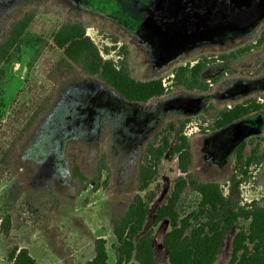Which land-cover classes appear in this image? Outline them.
Masks as SVG:
<instances>
[{
  "label": "rangeland",
  "instance_id": "374dc122",
  "mask_svg": "<svg viewBox=\"0 0 264 264\" xmlns=\"http://www.w3.org/2000/svg\"><path fill=\"white\" fill-rule=\"evenodd\" d=\"M30 13V25L1 65L0 223L8 214L11 226L7 236L0 227V264H11L7 254L15 246L26 248L38 264H85L99 237L106 241L108 263L114 264L110 220L122 215L136 194L143 146L171 121L190 120L185 132L196 179L219 183L230 200L264 209V164L231 192L226 185L241 142L245 156L257 138H263L264 150V111L221 130L199 131L200 125L207 128L215 110L249 97L264 98V43L236 63L242 76H226L207 93L177 89L147 103H129L81 72L48 79L61 58L51 38L69 21L85 27L105 59H116L113 42L117 48L126 45L134 79H162L167 85L177 66L256 40L264 29V0H0V41L12 22ZM219 72L211 68L204 77L211 80ZM210 103L215 110L202 116ZM102 151L107 153L106 188L89 187L78 194L69 156L79 157L81 171L93 179ZM178 175L175 160L166 154L148 188L155 198L141 235L152 228ZM198 202L189 193L184 214L196 210ZM246 226L239 221L225 233L212 264H228L232 237ZM168 230V222L152 229L157 264H169L161 245Z\"/></svg>",
  "mask_w": 264,
  "mask_h": 264
},
{
  "label": "trees",
  "instance_id": "16d2710c",
  "mask_svg": "<svg viewBox=\"0 0 264 264\" xmlns=\"http://www.w3.org/2000/svg\"><path fill=\"white\" fill-rule=\"evenodd\" d=\"M33 19L26 14L12 22L0 41V80L1 65L7 61L10 52L20 41ZM52 45L61 52L48 76L49 80L70 77L77 72L97 78L105 86L115 91L129 103H147L154 98L163 97L172 90L207 93L210 88L226 76H242L236 63L258 51L264 43V29L256 40L244 43L228 51L201 55L194 62L173 69L166 85L162 79L139 81L132 77L127 64L129 50L126 45L112 51L116 59H105L97 46L86 34L85 27L78 21L62 24L51 38ZM109 54V50H104ZM220 69L211 80L204 75L211 69ZM215 110L208 104L202 116ZM264 111V98L254 96L240 103L214 111L210 124L199 131L214 132L221 130L251 114ZM189 119L169 122L158 130L143 146L137 159L136 194L126 206L122 215L110 220L111 233L115 239L114 264H157L151 246L152 229L167 220L169 230L164 233L161 245L165 249L169 264H212L226 232L236 227L239 221L247 223L245 229L238 228L231 241V257L228 264H264V209L254 202L240 204L227 198L223 186L215 182H203L191 173L192 150L185 129ZM173 135V136H172ZM173 137V142L172 138ZM263 138H257L247 156L244 155L245 143L235 149L233 167L226 185L231 192L254 170L264 164ZM168 154L176 162L178 176L164 204L155 212L152 228L142 234L150 204L155 198L149 186L156 180L163 158ZM68 157V156H67ZM79 157L69 156V174L77 183V193L91 187L93 191L106 188L107 153L102 151L95 164V175L88 179L79 166ZM199 197L196 210L184 214V200L189 194ZM10 216L6 214L1 223V232L7 236L10 231ZM106 241L99 237L93 243V257L86 264H110L106 252ZM11 264H38L26 248L13 247L7 254Z\"/></svg>",
  "mask_w": 264,
  "mask_h": 264
},
{
  "label": "crops",
  "instance_id": "0c3cea01",
  "mask_svg": "<svg viewBox=\"0 0 264 264\" xmlns=\"http://www.w3.org/2000/svg\"><path fill=\"white\" fill-rule=\"evenodd\" d=\"M148 219V215H147V217H146V219H145V223H144V226H143V228L146 226V222L148 221L147 220ZM168 221L167 220H164V221H162V222H160L158 225H164V224H166ZM157 225V226H158ZM115 240V239H114ZM94 243V242H93ZM115 245H116V242H115ZM151 246H152V249H153V253H154V259H155V250H154V248H153V245H152V238H151ZM105 248H106V245H105ZM106 252H107V248H106ZM93 255H94V252H93ZM93 257V256H92ZM91 257V258H92ZM90 260V259H89ZM155 261H156V259H155ZM87 263V262H86ZM85 263V264H86ZM128 264H137L136 262H134L133 260L132 261H130Z\"/></svg>",
  "mask_w": 264,
  "mask_h": 264
}]
</instances>
